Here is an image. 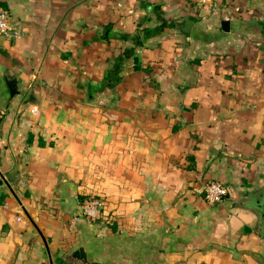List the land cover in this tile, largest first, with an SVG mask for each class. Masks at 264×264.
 Returning a JSON list of instances; mask_svg holds the SVG:
<instances>
[{
  "label": "crops",
  "instance_id": "obj_1",
  "mask_svg": "<svg viewBox=\"0 0 264 264\" xmlns=\"http://www.w3.org/2000/svg\"><path fill=\"white\" fill-rule=\"evenodd\" d=\"M0 9V264H264V0Z\"/></svg>",
  "mask_w": 264,
  "mask_h": 264
},
{
  "label": "water",
  "instance_id": "obj_2",
  "mask_svg": "<svg viewBox=\"0 0 264 264\" xmlns=\"http://www.w3.org/2000/svg\"><path fill=\"white\" fill-rule=\"evenodd\" d=\"M191 20L188 18L184 19V31H188L190 26H191ZM220 26L221 29L225 32H228L230 30V22L227 19H222L220 21ZM7 86L9 89V96L13 97L15 94L18 93V89H17V85H16V81L14 79H10L7 80ZM5 179L3 178V176L0 174V186L2 185L3 181ZM255 206L260 209V216L263 217L264 216V190L262 191V193H260L259 195V199L255 202ZM230 251V253L234 256V257H238L239 253H237L236 251L232 250V249H228ZM71 257L75 260H77L79 263L82 264H88V260L86 257V252L83 248V246H78L77 248H75L72 253H71Z\"/></svg>",
  "mask_w": 264,
  "mask_h": 264
},
{
  "label": "built area",
  "instance_id": "obj_3",
  "mask_svg": "<svg viewBox=\"0 0 264 264\" xmlns=\"http://www.w3.org/2000/svg\"><path fill=\"white\" fill-rule=\"evenodd\" d=\"M201 3H208L210 0H199ZM11 30V22L8 12L4 9H0V34H7ZM205 199L207 202H218L226 194L227 189L219 182L211 181L204 186ZM93 206L87 208L89 214L94 213Z\"/></svg>",
  "mask_w": 264,
  "mask_h": 264
},
{
  "label": "rangeland",
  "instance_id": "obj_4",
  "mask_svg": "<svg viewBox=\"0 0 264 264\" xmlns=\"http://www.w3.org/2000/svg\"><path fill=\"white\" fill-rule=\"evenodd\" d=\"M204 4H207V3H204ZM209 7H211V5ZM257 29L259 30V32L257 34V37L256 36H252L250 38V40H252V42H259L260 43V46L261 45L264 46V27L262 25L261 26H258L257 25ZM87 201L89 202V204L95 205L99 201V198H90ZM211 203H213V202H211Z\"/></svg>",
  "mask_w": 264,
  "mask_h": 264
},
{
  "label": "trees",
  "instance_id": "obj_5",
  "mask_svg": "<svg viewBox=\"0 0 264 264\" xmlns=\"http://www.w3.org/2000/svg\"><path fill=\"white\" fill-rule=\"evenodd\" d=\"M116 78V77H115Z\"/></svg>",
  "mask_w": 264,
  "mask_h": 264
}]
</instances>
